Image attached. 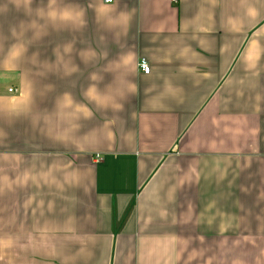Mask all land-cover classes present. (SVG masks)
Listing matches in <instances>:
<instances>
[{"label": "crops", "instance_id": "obj_1", "mask_svg": "<svg viewBox=\"0 0 264 264\" xmlns=\"http://www.w3.org/2000/svg\"><path fill=\"white\" fill-rule=\"evenodd\" d=\"M72 2L85 28L49 29L18 66L0 63V264H264V0ZM104 5L131 14L119 41L96 22ZM21 19L0 16V32ZM68 42L79 71L48 72ZM87 49L107 58L86 64ZM130 50L122 111L89 105L68 140L9 117L65 91L87 103L89 74Z\"/></svg>", "mask_w": 264, "mask_h": 264}, {"label": "clouds", "instance_id": "obj_2", "mask_svg": "<svg viewBox=\"0 0 264 264\" xmlns=\"http://www.w3.org/2000/svg\"><path fill=\"white\" fill-rule=\"evenodd\" d=\"M36 4L35 7L33 5ZM11 6V7H10ZM14 9L17 13H23L27 19H21L18 23L10 24L9 35L0 32V55L3 60L0 63H13L17 66L29 52L30 45L48 36L49 29L60 31H79L87 26V9L72 2V0H7L0 4V16L6 17ZM96 22L102 24L105 30L114 32L117 41L121 35L127 34L131 14L126 11H118L115 6H98L94 9ZM256 9H249V14H256ZM31 33V36H28ZM12 39V43L5 47L6 42ZM101 41L105 38L100 37ZM74 50L72 42L59 45L54 49L56 60L54 63L45 61L48 72L61 73L63 76H71L79 71L71 59ZM84 63H93L98 59H106L107 52L97 54L94 49H87L79 53ZM133 51L122 52L117 58L108 61L99 71L89 74V84L81 92L84 101L77 100L72 92L65 91L58 95L51 110H44L42 113L32 114V101L22 111H14L9 117L20 115H31L33 125L41 121L51 138L56 140H68L78 133L83 127L82 121L93 119L96 110L113 112L122 111L124 104L130 94L137 90L136 85L127 79L128 69L135 62ZM38 57V53L33 54ZM67 57V59H66ZM44 75L45 73H41ZM106 74L111 75V80L105 83ZM103 85V87H101ZM48 90H53L49 85ZM162 95H176L171 85L166 84L165 92ZM7 133L0 129V136Z\"/></svg>", "mask_w": 264, "mask_h": 264}, {"label": "built area", "instance_id": "obj_3", "mask_svg": "<svg viewBox=\"0 0 264 264\" xmlns=\"http://www.w3.org/2000/svg\"><path fill=\"white\" fill-rule=\"evenodd\" d=\"M111 1H112V0H105V2H107V3H110ZM174 1H175V0H174ZM138 67H139V69H140L143 73H145V74H148L149 71H150L149 64H148L147 60L144 59V58H141V59L139 60ZM10 91H12V90H10ZM96 158H98V156H96Z\"/></svg>", "mask_w": 264, "mask_h": 264}]
</instances>
